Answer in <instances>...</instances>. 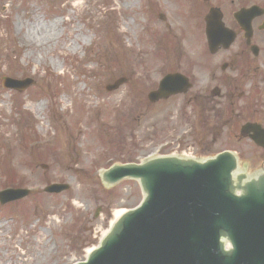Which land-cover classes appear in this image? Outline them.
I'll list each match as a JSON object with an SVG mask.
<instances>
[{"label":"rangeland","instance_id":"1","mask_svg":"<svg viewBox=\"0 0 264 264\" xmlns=\"http://www.w3.org/2000/svg\"><path fill=\"white\" fill-rule=\"evenodd\" d=\"M191 14V4L178 0H0V190H31L0 205V264L83 260L114 212L142 198L134 180L102 189L98 171L139 162L165 142L159 154L203 157L227 148L249 171L264 167V151L232 131L202 151L192 127L203 115L173 98L146 100L150 87L176 69L174 40L167 39L180 35L183 44ZM27 33L41 44H28ZM6 76L35 83L16 92L1 87ZM120 78L127 82L107 91ZM41 102L42 115L35 110ZM53 183L69 187L44 193Z\"/></svg>","mask_w":264,"mask_h":264},{"label":"water","instance_id":"2","mask_svg":"<svg viewBox=\"0 0 264 264\" xmlns=\"http://www.w3.org/2000/svg\"><path fill=\"white\" fill-rule=\"evenodd\" d=\"M176 77L166 76L151 101L174 94ZM32 82L5 78L2 86L23 90ZM243 130H252L255 142L264 146L258 126ZM100 179L104 187L135 179L144 196L114 221L85 261L74 264H264V170L247 176L238 171L236 158L223 152L205 161L158 157L114 164ZM127 181L132 180L120 183ZM65 189L51 184L44 191ZM27 194L5 189L0 203Z\"/></svg>","mask_w":264,"mask_h":264},{"label":"flooded vegetation","instance_id":"3","mask_svg":"<svg viewBox=\"0 0 264 264\" xmlns=\"http://www.w3.org/2000/svg\"><path fill=\"white\" fill-rule=\"evenodd\" d=\"M179 1L191 4L193 14L190 29L182 36L183 44L180 35L169 40L171 44L174 40L178 60L172 72L182 75L188 87L171 98L188 106L190 113L204 116L200 124L193 125V134L210 137L209 143L202 142L212 146L224 137L225 131L242 138L237 132L244 123L264 127V0ZM196 6H201V13L195 12ZM251 7L256 9L248 31L244 25L251 16L243 11ZM148 10L149 7L147 13ZM211 11L212 19L221 21L223 27L214 29L209 42L205 19ZM182 82L179 79L177 86L181 87ZM153 86L150 88L157 87ZM252 146L261 150L254 143Z\"/></svg>","mask_w":264,"mask_h":264},{"label":"bare ground","instance_id":"4","mask_svg":"<svg viewBox=\"0 0 264 264\" xmlns=\"http://www.w3.org/2000/svg\"><path fill=\"white\" fill-rule=\"evenodd\" d=\"M38 35H39V34H38ZM26 37H27V39L29 40V41H27V43L30 44V45H38V44H41V40H37L36 37H35L33 34H31V33H27V36H26ZM48 38H49V37H47V39H48ZM37 41L39 42L38 44H37ZM69 47L71 48V46H69ZM73 49H74V48H73ZM54 66H56L57 69H60L59 64H55V63H54ZM35 110H36L40 115H42V113H43V111H44V103L41 102V103H39L38 105H36ZM122 211H123V210H117V211H115L114 214H113V218H115L116 216H118Z\"/></svg>","mask_w":264,"mask_h":264},{"label":"clouds","instance_id":"5","mask_svg":"<svg viewBox=\"0 0 264 264\" xmlns=\"http://www.w3.org/2000/svg\"><path fill=\"white\" fill-rule=\"evenodd\" d=\"M77 3H78L79 5H82V4H83V0H77Z\"/></svg>","mask_w":264,"mask_h":264}]
</instances>
